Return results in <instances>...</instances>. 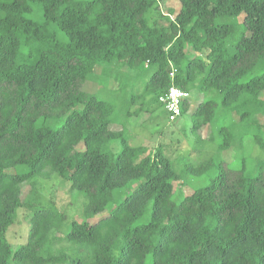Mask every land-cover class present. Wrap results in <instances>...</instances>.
I'll return each mask as SVG.
<instances>
[{
  "label": "trees",
  "instance_id": "trees-1",
  "mask_svg": "<svg viewBox=\"0 0 264 264\" xmlns=\"http://www.w3.org/2000/svg\"><path fill=\"white\" fill-rule=\"evenodd\" d=\"M178 1L165 28L149 21L156 0H0V264H264V160L222 158L250 131L264 152V0ZM116 66L149 76L123 99L127 118L173 87L190 94L181 117L204 95L191 132L210 127L216 154L178 175L162 147L132 146L112 101L84 89ZM220 111L239 121L217 125ZM185 175L207 184L176 203ZM54 176L86 198L85 220L29 199L27 242L13 250L23 188Z\"/></svg>",
  "mask_w": 264,
  "mask_h": 264
},
{
  "label": "rangeland",
  "instance_id": "rangeland-1",
  "mask_svg": "<svg viewBox=\"0 0 264 264\" xmlns=\"http://www.w3.org/2000/svg\"><path fill=\"white\" fill-rule=\"evenodd\" d=\"M156 1L159 9L158 7L154 8L149 15V21L151 24L156 22L159 26L166 28L170 21L176 18L181 5L178 0ZM240 19L243 20L242 17ZM101 73V68H97L98 83L89 81L85 84L84 89L89 93H95L101 99L112 101L116 109L115 118L118 124L126 125L127 135L132 146H146L152 151L162 147L165 155L171 159L178 175L182 174L185 162L201 164L216 154L218 144L210 141L212 133L210 127H205L199 132L200 139L198 140L191 132V115L198 104L205 99L204 95L197 90L191 95L189 111L175 123L169 122L167 114L159 106L154 96L147 97L145 100H136L131 106V117L127 118L125 114L127 106L123 99L128 101L134 93L143 95L149 76L145 74L131 76L126 69H119L117 66L111 69L107 76H103ZM218 115L217 125L222 124L223 119L226 126L239 121L236 115L225 116V113L221 111ZM258 120L264 124V115L258 116ZM118 124L112 126V129L122 130ZM253 133L254 131H250L247 134L243 149L238 151V157L234 149L222 154L223 160L228 162L232 168L241 167L242 157L246 158L251 168L255 167L259 160H264V152L251 142ZM109 147L113 153H118L121 150L119 143H114ZM206 184V177L183 176L181 180L174 183V201L180 203L184 196L192 195L194 190ZM29 199L33 203L38 200L43 206H54L61 214L65 215L67 224L75 220L82 222L85 220L84 209L87 200L81 194L72 193L69 183L57 176L49 180H37L33 186L28 185L23 188L22 200L26 202L25 206L19 210L15 225L7 232V240L13 250L27 242L29 222L33 211V206L32 209L27 207ZM108 215L109 208L105 213L90 219L89 222L96 224ZM60 234L61 231H58L55 236L59 237Z\"/></svg>",
  "mask_w": 264,
  "mask_h": 264
},
{
  "label": "built area",
  "instance_id": "built-area-1",
  "mask_svg": "<svg viewBox=\"0 0 264 264\" xmlns=\"http://www.w3.org/2000/svg\"><path fill=\"white\" fill-rule=\"evenodd\" d=\"M190 98L188 92L178 88H171L169 92L159 97V104L162 105L170 123H175L182 116V102Z\"/></svg>",
  "mask_w": 264,
  "mask_h": 264
}]
</instances>
